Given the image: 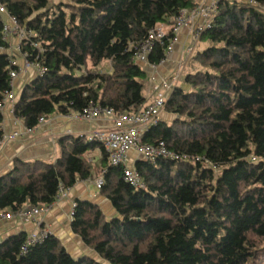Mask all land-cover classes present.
<instances>
[{
    "label": "trees",
    "instance_id": "obj_1",
    "mask_svg": "<svg viewBox=\"0 0 264 264\" xmlns=\"http://www.w3.org/2000/svg\"><path fill=\"white\" fill-rule=\"evenodd\" d=\"M198 2L0 0L37 35L22 55L47 69L17 94L15 116L36 129L41 118L91 103L117 113L147 109L148 74L134 54L152 29ZM5 24L0 14V50L8 47ZM168 39L155 46L150 63L165 57ZM17 69L0 52V101L13 90L10 72ZM164 111L173 121H159L144 143L164 142L189 159L138 160L143 188L126 182V167L111 165L102 145L82 137L62 139L55 163H17L0 179V212L48 207L61 186L69 190L93 176L85 154L101 147L108 164L100 193L116 215L77 201L72 220L97 259L74 258L52 234L28 247L20 234L0 244V264H264V0L219 2ZM2 124L0 111V138Z\"/></svg>",
    "mask_w": 264,
    "mask_h": 264
},
{
    "label": "crops",
    "instance_id": "obj_2",
    "mask_svg": "<svg viewBox=\"0 0 264 264\" xmlns=\"http://www.w3.org/2000/svg\"><path fill=\"white\" fill-rule=\"evenodd\" d=\"M212 0H199L198 4L209 3ZM197 4V5H198ZM203 24L202 19H197L195 26ZM191 29H183L178 34V43L174 51L169 55L167 62L161 65L156 72L146 68L149 81V90L146 94L151 102L157 93L159 83L178 73L179 65L182 63L184 50L191 42ZM8 47L0 52L8 55L21 72L19 77L13 82V89L16 94L38 76V71L34 68L26 69L25 59L21 53V43L16 37L7 39ZM185 63V61H184ZM106 66H102V68ZM187 67V65H186ZM108 68V67H107ZM107 69L108 73H112ZM186 70V69H185ZM106 71V69L104 70ZM185 74V72H184ZM183 76L177 86L182 84ZM4 135L18 133L19 136L6 143L0 151V179L11 174L17 163L48 162L55 163L60 156V141L66 138H81L89 136L95 131L108 129L112 122L108 119H98L95 122H83L71 120L66 115L55 114L46 123L39 125L32 132H29L23 119L17 118L12 112V106L7 104L2 110ZM174 117L166 111L162 112L161 120L173 121ZM104 150L101 147L94 148L85 154L88 162L93 165L96 171L91 178L79 180L77 184L68 190L67 195L57 200L48 209L44 210L37 221H23L19 218L0 221V244L6 240L25 234L28 238L38 236L42 229L48 230L52 235L60 240L67 252L74 258L91 257L98 258L96 252L88 248L83 239L75 234L72 229L73 206L77 201L90 202L104 211L108 218L116 215L111 202L103 197L96 183L100 172L105 168ZM139 156L135 151H131L128 156L126 167L135 168ZM31 208V207H27Z\"/></svg>",
    "mask_w": 264,
    "mask_h": 264
},
{
    "label": "built area",
    "instance_id": "obj_3",
    "mask_svg": "<svg viewBox=\"0 0 264 264\" xmlns=\"http://www.w3.org/2000/svg\"><path fill=\"white\" fill-rule=\"evenodd\" d=\"M220 1L221 0H212L209 3L204 2L198 4L192 9L181 10L179 14L168 23L161 24L152 29L147 39L139 45L134 54V59L137 63L155 72L161 65H164L167 62L169 55L174 51V47L178 43L179 32L183 29H191L192 31V39L184 50L183 60L179 65L178 73L160 82L157 87L155 98L147 109L138 113H117L114 109L103 108L95 103H91L81 112L66 115L68 119L89 123L95 122L98 119H108L112 122L110 128L101 129L93 132L89 136L82 137L89 142H96L102 145L107 151L111 165L126 167L128 156L131 151H135L138 154L139 160L151 162H155L159 158L171 159L173 161L189 159L186 155L181 156L170 151L164 142H161L158 145H151L144 143L143 139L145 134L161 121V114L165 110L167 98L172 90L177 87L181 76L184 75L186 65L194 55L201 41L202 35L206 30L212 27V22L217 14ZM251 4H254V1H251ZM0 14L6 16V24L4 27V39L6 41L9 37H16L19 39L22 48V45H24L25 42H30L37 37L34 32L27 31L25 27H21L16 18L9 15L7 10L1 4ZM197 19H202L203 24L196 27L195 22ZM169 35L172 36L169 37ZM165 39H168L165 57L159 64L150 63L149 57L155 46L157 44H163ZM30 45L37 49L40 48L36 43H30ZM23 57L25 59L26 69L34 68L38 71L39 75H44L47 72V69L40 63L29 61L26 54H24ZM12 63L13 66H17L16 62L12 61ZM20 72L21 69L19 68L10 72L12 87L14 80L19 77ZM16 98L17 94L14 89L4 92L3 98L0 101V111H2L7 104H10L12 106V112L14 113ZM46 121L47 119L41 118L39 125L46 123ZM28 131L32 132L33 129H29ZM18 136V133L3 135L0 138V151L7 142L16 139ZM124 177L126 182L132 186L137 188L144 187L141 176L135 168L128 169L126 167ZM103 182L102 176L96 183L99 189L102 187ZM67 192L68 189L61 186L59 189L58 200L65 197ZM49 207L50 206L24 208L16 213L0 212V221L11 220L14 218H19L23 221H37L41 213ZM75 208L76 204L73 206V209ZM50 234L51 233L48 230L42 229L38 236L28 238L27 246L29 247L42 242Z\"/></svg>",
    "mask_w": 264,
    "mask_h": 264
},
{
    "label": "rangeland",
    "instance_id": "obj_4",
    "mask_svg": "<svg viewBox=\"0 0 264 264\" xmlns=\"http://www.w3.org/2000/svg\"><path fill=\"white\" fill-rule=\"evenodd\" d=\"M200 48H201V45H200ZM198 49H199V48H198ZM104 66H106V68H105V67H103L102 69H103V70H105V69H106V71H105V72H107V71H108L107 69H109V70L111 71V68H110L111 66H110V64H109V63H105V64H104ZM107 67H108V68H107ZM142 67H143V69H144V70L147 72V70H146V67H145V66H143V65H142ZM156 71H157V70H156ZM156 71H155V72H156ZM159 84H160V83H159ZM154 98H155V97H154ZM154 98H153V99H154ZM152 101H153V100H152ZM152 101H151V103H152Z\"/></svg>",
    "mask_w": 264,
    "mask_h": 264
},
{
    "label": "bare ground",
    "instance_id": "obj_5",
    "mask_svg": "<svg viewBox=\"0 0 264 264\" xmlns=\"http://www.w3.org/2000/svg\"><path fill=\"white\" fill-rule=\"evenodd\" d=\"M164 112V111H163Z\"/></svg>",
    "mask_w": 264,
    "mask_h": 264
}]
</instances>
